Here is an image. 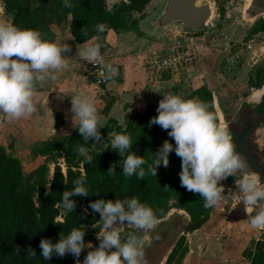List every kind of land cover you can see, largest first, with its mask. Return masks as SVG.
I'll return each mask as SVG.
<instances>
[{"label": "clouds", "instance_id": "obj_1", "mask_svg": "<svg viewBox=\"0 0 264 264\" xmlns=\"http://www.w3.org/2000/svg\"><path fill=\"white\" fill-rule=\"evenodd\" d=\"M119 2L105 0V11L113 13L114 6ZM63 6L73 7L70 0H63ZM106 29L107 26L101 23L94 30L102 34ZM81 35L88 37L87 30L82 28ZM93 40L97 42L86 40L83 46L78 45L75 56L97 68L101 80H111L118 75V68L105 62L101 55L104 45L97 38ZM70 52L71 47L49 41L39 31L20 28L0 19V114L6 121L29 119L38 111L34 102L37 88L49 80L59 79L63 70L70 67L65 59ZM151 90L161 94L162 99L157 107L158 114L148 122L149 127L158 125L168 132L170 139H166L154 152L153 162L149 164L142 156L130 151L133 142L128 134L109 132L110 147L123 157V175H135L140 180L149 174L156 177L161 165L169 167L170 153L175 151L181 158V187L200 196L204 208L216 207L224 199H235L237 205L243 204V212L251 227L264 230V177L237 150L231 131L217 115L215 103L185 99L171 92L163 93L159 88ZM57 96L61 100L70 96L71 107L68 111L71 125L78 129L83 140L101 143L103 137L100 129L103 125L93 96L83 89L72 95L61 89ZM171 140L175 141V145ZM73 151L84 157L87 163L92 162L85 146L77 144ZM107 172L110 175L115 173L113 165ZM229 177L235 178L236 190L229 189V195L225 196V186L221 182ZM72 183L74 187L63 191L61 196L60 206L65 213L76 209L72 197L100 193L90 192L83 175ZM88 207L100 216L101 227L96 235L99 246L93 248L90 242H85V230L72 228L67 235L61 232L58 242L41 239L40 255L44 260H51L54 255L63 258L70 254L76 264H148L145 247L150 246L151 241L147 233L155 231L160 223L150 206L132 197L123 200L98 199ZM125 224L131 230L125 232ZM86 248L92 250L81 261V253ZM17 252H20L19 248ZM27 253L29 260L36 256L31 246L27 248Z\"/></svg>", "mask_w": 264, "mask_h": 264}, {"label": "trees", "instance_id": "obj_2", "mask_svg": "<svg viewBox=\"0 0 264 264\" xmlns=\"http://www.w3.org/2000/svg\"><path fill=\"white\" fill-rule=\"evenodd\" d=\"M151 1L120 0L114 6L113 13H108L105 11V0H70L72 8H65L63 0H3L5 11L14 25L39 31L45 39L55 41L56 34L52 26L69 24L70 32L77 43H84L86 40L97 42L93 40L97 38L104 45L101 55L109 46L106 39L109 29L117 33L129 30L140 33L139 21L145 17V9ZM216 3L223 16L222 6L218 0ZM101 23L107 29L104 33L97 34L95 26ZM82 28L87 30L88 37L81 35ZM263 33L264 20H259L249 35ZM255 69L249 83L261 88L264 85V65L256 66ZM168 92L185 99L194 98L209 104L214 102L213 92L206 85L192 89L174 84ZM112 103V99L107 101L103 111L105 116H108ZM258 108L264 111V98ZM157 114L155 108L149 105L144 112L131 115L125 123L108 116L100 129L103 140L97 144L93 140L85 142L78 129L67 135L60 134L62 121L56 113V134L33 147V153L44 156L45 161L29 173L24 171L20 158L8 150L12 144L11 147L0 145V264H76L75 258L70 254L63 258L54 255L51 260H44L40 255V241L49 238L55 243L58 242L61 232L67 235L72 228L82 229L84 226L101 224L99 213L92 212L88 207L92 201L98 199L123 200L136 197L141 203L150 206L158 219L166 214L170 201L174 200L176 207L185 210L193 222L208 220L213 208H204V201L200 196L181 187V158L175 151L170 153L169 167L161 165L156 177L149 174L140 180L135 175L126 177L122 173L123 157L110 147L108 133L128 134L133 142L130 151L151 164L155 157L154 152L166 139H170L168 132L158 125L149 127L148 122ZM171 142L175 145L174 140ZM77 144L88 149V154L92 157L91 163H87L84 157L73 151ZM59 159H63L65 169ZM50 163L54 164L51 179L48 177ZM112 165L115 173L110 175L107 171ZM81 175L86 177L85 186L90 192L100 193L72 197L76 202V209L65 213L60 206L62 192L71 190L74 187L73 180ZM234 179L229 177L223 181L225 189L234 183ZM59 215L62 219H58ZM129 230L131 229L126 228L124 231ZM184 242L185 237L182 236L168 254L165 264H182L188 252ZM29 246L36 251L35 258L31 260L26 257ZM18 248L20 252H17ZM245 255L251 264H264V241L255 242L254 247Z\"/></svg>", "mask_w": 264, "mask_h": 264}, {"label": "crops", "instance_id": "obj_3", "mask_svg": "<svg viewBox=\"0 0 264 264\" xmlns=\"http://www.w3.org/2000/svg\"><path fill=\"white\" fill-rule=\"evenodd\" d=\"M155 2L156 0H152L149 3L145 9V15L153 9ZM247 9H250L248 13H246ZM243 13L247 14L254 23V19L262 18L264 15V0H252ZM0 19L6 20L1 4ZM6 21L11 22V19L8 18ZM52 28L56 34L54 42L71 47V52L65 56L70 67L63 70L57 81L49 80L42 87L37 88L34 102L38 111L31 118L8 122L3 114H0V145L6 146L7 141L11 139L13 146L22 148L51 139L57 131L56 113L60 115L59 119L62 121L59 133L62 135L71 133L75 129L71 125V114L68 111L71 107V98L68 96L63 100L59 99L57 93L61 89L68 95L80 89L92 95L100 122H105L108 116H111L120 123H125L131 115L144 112L149 105H152L157 112L158 101L162 95L151 92L147 85L145 55L151 47L169 44L171 38L180 31L173 30L160 38H155L140 30V33L134 30L117 33L109 29L106 36L109 46L103 56L106 63H111L118 68V75L107 81L105 86H101L87 75V62L75 56L77 46H83V43L75 41L69 24L53 25ZM222 33H227L229 38L223 37ZM229 34V27H216L213 32H201L194 35L198 50L197 62L181 76L167 81L161 91L167 93L174 84H186L192 89L203 85L208 86L213 92L220 121L229 129L235 119L240 116L251 122L259 121V126L256 128L259 133L255 134V140L264 144V116L255 112V108L259 110L264 92L257 98L253 96L254 92L262 89L264 85L257 88L249 83L254 68L264 58V33L259 34L261 45L235 65H228L225 62V56L231 48L230 38H237ZM244 34L246 32L242 35ZM74 85L76 87H73ZM107 98L112 99L113 103L108 116H105L103 111ZM218 231L213 235H206L210 238L206 244L205 260L200 259L196 253L194 256L191 255L190 264H251L244 254L250 240L246 242L247 237L240 234L224 239L221 237V229Z\"/></svg>", "mask_w": 264, "mask_h": 264}, {"label": "rangeland", "instance_id": "obj_4", "mask_svg": "<svg viewBox=\"0 0 264 264\" xmlns=\"http://www.w3.org/2000/svg\"><path fill=\"white\" fill-rule=\"evenodd\" d=\"M0 4L3 9V16L6 18V20H8L10 16L5 11L3 0H0ZM246 7L247 6L243 8L241 5H238L231 12L230 18L226 17L225 12L223 16H221L220 13V17L216 21L217 27H229V36L232 35L235 37H240L245 32L249 33L253 26L259 20L264 19H262L261 17L256 18V20L254 19L253 23L252 20L247 16V14L244 15L243 13ZM252 7H250V9ZM250 9H247L246 13H248ZM262 65H264V58L260 60L257 66ZM255 70L256 69L254 68L253 74L255 73ZM183 86L184 88H191V86L187 87L186 84ZM108 100L109 98H107V101ZM103 123L105 122L102 121L101 124ZM253 133L254 132H252L250 137V141L252 144H254L253 140L255 138V134ZM10 144H12V147ZM6 146L11 147L8 150L12 152L13 155L20 158L24 167V171L26 173L34 170L37 166L45 161L44 156L35 155L33 153V147L35 145H27L19 148V146H13L12 140L9 139ZM253 153H255L260 164L264 166V153H261L260 150L257 151L254 145ZM59 161L65 169L63 159H59ZM49 167L50 171L48 177L49 179H51L54 171V164L50 163ZM262 177H264V175H262ZM221 183H223V181ZM229 189H232V191L236 190L234 183L230 187L225 189V196L229 195ZM243 207L244 206L242 203L237 205L235 199H224L218 206L213 207V211L208 220L203 222L197 228H189V224H194L195 222L191 220L189 214L185 210L176 207L175 201L171 200L169 210L162 218L159 219L160 223L158 224L155 231L147 233L151 241L150 246L145 247V258L148 261V264H165L168 254L171 252L172 248L182 236L185 237L184 245H186L188 248V252L183 259L182 264H190L191 255L194 256L196 253L198 257L204 261L206 258L207 240H209L208 238H210L206 237V235H213L215 232H219L218 229H221V237L224 239L229 238L231 237V235L235 234H240V236L247 237L246 242H248L249 240L250 242L247 246V249L244 251V254H246L249 249L254 247L255 242H257L258 240L264 241V230L253 229L251 227L250 222L247 219V215L243 212ZM58 219H62L61 215H59ZM100 227L101 224L97 223L91 226H84L82 228L83 230H85V242H90L93 245V248L99 246V241L96 239V235L99 232ZM123 228L125 230L129 227L127 224H125L123 225ZM157 237L159 238L157 239ZM90 250L92 249L86 248L82 251L80 256L81 261H83L84 257L87 255V252Z\"/></svg>", "mask_w": 264, "mask_h": 264}, {"label": "built area", "instance_id": "obj_5", "mask_svg": "<svg viewBox=\"0 0 264 264\" xmlns=\"http://www.w3.org/2000/svg\"><path fill=\"white\" fill-rule=\"evenodd\" d=\"M218 1L224 9L226 17L230 18L231 12L238 5L245 8L252 0ZM262 18H264V15ZM196 34L179 32L171 38L169 44L160 47H151L147 50L144 67L147 76V85L150 90L153 88H159L161 90L167 81L176 76H181L195 65L198 60L197 44L194 40V35ZM222 36L227 38L228 34L222 33ZM259 45H261V37L259 34L249 35V33H246L237 38H230L231 48L225 56L226 64L235 65L241 62L247 55L253 53ZM86 73L98 84H106L108 81L101 80L98 76L97 68H94L89 63H87Z\"/></svg>", "mask_w": 264, "mask_h": 264}, {"label": "water", "instance_id": "obj_6", "mask_svg": "<svg viewBox=\"0 0 264 264\" xmlns=\"http://www.w3.org/2000/svg\"><path fill=\"white\" fill-rule=\"evenodd\" d=\"M220 17L216 0H157L153 9L139 21V30L160 38L173 30L184 33L213 32ZM259 124L249 122L240 131L236 139L237 150L244 154L251 166L264 170L250 151L249 136L251 130ZM205 220L189 224V228H197Z\"/></svg>", "mask_w": 264, "mask_h": 264}, {"label": "flooded vegetation", "instance_id": "obj_7", "mask_svg": "<svg viewBox=\"0 0 264 264\" xmlns=\"http://www.w3.org/2000/svg\"><path fill=\"white\" fill-rule=\"evenodd\" d=\"M262 102H263V101H262ZM255 112L258 113L260 116H261V114H262V116H264V111H260V110H258V109L256 110V108H255ZM262 118H263V117H262ZM249 122H251L249 119L245 118V120H244L243 117L240 116V117H237V118L235 119V121L233 122V124H231L229 130L231 131V133H232V135H233L234 142H236L237 136L239 135L240 131H242L244 128H246V127L248 126V123H249ZM252 123H256V122H252ZM257 126H259V125L257 124ZM257 126H255V127L251 130L248 142H249V145H250V151H251V153L253 154V156H254L255 159L257 160V163L260 164V162H259L258 158L256 157L255 153H253V145L255 146V149H256L257 151L260 150L261 153H264V144H260L259 142H257V141L255 140V138H254V140H253V141H254V144H252L251 141H250V137H251L252 132H254L253 134H256V133H257L256 135H258V133H259L258 129H256ZM256 135H255V136H256ZM260 165H262V164H260ZM262 166H263V165H262ZM263 167H264V166H263ZM253 169L259 171V172L261 173V175H264V170H261V169H255V168H253Z\"/></svg>", "mask_w": 264, "mask_h": 264}, {"label": "bare ground", "instance_id": "obj_8", "mask_svg": "<svg viewBox=\"0 0 264 264\" xmlns=\"http://www.w3.org/2000/svg\"><path fill=\"white\" fill-rule=\"evenodd\" d=\"M263 92H264V86H263L262 89L257 90V91L254 92V94H253L254 98L259 97Z\"/></svg>", "mask_w": 264, "mask_h": 264}]
</instances>
